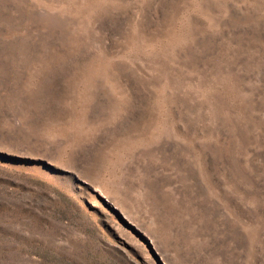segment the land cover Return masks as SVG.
<instances>
[{"label":"rangeland","instance_id":"1","mask_svg":"<svg viewBox=\"0 0 264 264\" xmlns=\"http://www.w3.org/2000/svg\"><path fill=\"white\" fill-rule=\"evenodd\" d=\"M0 264H264V0H0Z\"/></svg>","mask_w":264,"mask_h":264}]
</instances>
